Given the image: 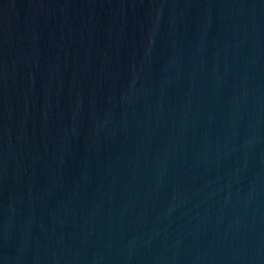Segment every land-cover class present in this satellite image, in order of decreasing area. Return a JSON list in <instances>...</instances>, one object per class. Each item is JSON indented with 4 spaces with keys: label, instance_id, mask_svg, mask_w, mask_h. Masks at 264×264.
<instances>
[{
    "label": "water",
    "instance_id": "obj_1",
    "mask_svg": "<svg viewBox=\"0 0 264 264\" xmlns=\"http://www.w3.org/2000/svg\"><path fill=\"white\" fill-rule=\"evenodd\" d=\"M0 264H264V0H0Z\"/></svg>",
    "mask_w": 264,
    "mask_h": 264
}]
</instances>
